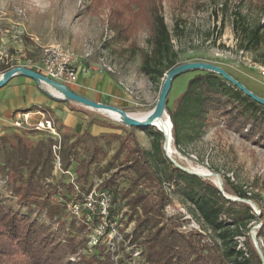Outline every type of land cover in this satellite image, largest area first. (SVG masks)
<instances>
[{
	"label": "rangeland",
	"instance_id": "obj_1",
	"mask_svg": "<svg viewBox=\"0 0 264 264\" xmlns=\"http://www.w3.org/2000/svg\"><path fill=\"white\" fill-rule=\"evenodd\" d=\"M126 1L128 0H0V68L7 66V69L0 70V78L14 67L27 65L37 68L46 57L55 52H70L74 57V66L80 71L78 78L86 74L89 80L97 79L99 84L94 88L111 100L109 104L129 113H138L154 108L170 69L182 63L205 61L225 68L249 89L264 97V64L259 60L263 49L257 52L240 50L236 45L233 29V19L239 11L244 17L242 22L257 24L263 18L264 0H159L171 33L174 48L172 58L176 64L167 69L168 61H165V72L158 82L151 81L140 69L142 58L137 48L151 50L148 42L150 29L141 18L135 16L134 10H128L124 6ZM114 9L123 10L125 19L133 22L132 28L127 32V39L120 38L110 22ZM199 72L200 70H191L173 80L167 98V114L174 109L177 99L186 91L190 79ZM26 83L32 84L39 91H50L45 84L44 86L25 75L13 77L5 86ZM92 84L93 82L91 86H94ZM72 85L74 84L69 87L73 88ZM64 101L74 108L71 110L91 117L86 122V130L90 131L89 127L93 123H88L93 120L104 123L103 126L109 125L112 135L99 136L100 139L96 141L83 137V141L75 149L77 153L70 158L68 169H64L61 162V145L57 148L53 145L49 161L42 169L39 168V174L29 182L30 172L26 168H21V172L16 170L19 162L17 135L21 137L23 146H29L41 139L47 140L50 134L45 130L18 128L7 123L2 125L0 135L6 134V139H0V201L49 224L62 238L75 235L76 239L87 241V248L74 254L73 260H77L81 254L101 253L110 256L115 263L123 260L124 264H145L141 253L143 249L138 246L137 241H132V237L126 236L127 233H132L136 222L129 219L132 211L124 201L118 199L117 205H114L115 217L110 218L105 234L97 247L93 248L92 226L103 220L99 214V204L96 201V208L92 210L84 204V199L80 200L81 212L76 215L71 211L73 202L64 204L61 198L65 195L67 198L77 197L83 183L82 179H78L82 169L88 172L87 179L92 184V190H103V181L116 171H121V167L132 158V150L137 145H142L151 151L149 161L158 171L165 190L171 197V202L166 207L167 214L178 217L184 231L208 233L212 239L219 240L214 230L198 214L192 212L193 204L184 201L179 191L184 187L185 181L177 177L175 181L167 182L168 162L152 146V127L127 126L99 110L75 101ZM45 112L48 118L55 119L56 125L53 124L58 137L61 138L62 131H67L74 137L80 135L73 127L63 124L55 112ZM187 133L188 136L179 146H176L175 139L172 138L174 151L169 152V156L163 142V150L168 159L191 171H210L224 185L227 182L233 184L239 189L247 190L257 199L259 204L245 199L252 202L246 201L257 214L256 219L248 222L247 228L252 240V233L256 234L264 257V236L257 237L259 231L264 233V145L241 135L215 115L206 122H188ZM94 149H97V155L94 154ZM5 151L10 152L9 158ZM49 169L51 173L45 176ZM43 172L45 175L41 176ZM121 172L123 176L119 178L118 185L125 189L129 186L133 173L131 170ZM203 178L217 184L211 176ZM29 187L35 188L38 193L22 198V193ZM50 192L52 195L48 197ZM111 193L114 195V190ZM228 195L240 198L234 193ZM44 199L58 207L56 210L60 213L51 218L47 208L37 204ZM26 203L31 206L27 207ZM87 215L91 216V220L86 224L81 219L85 217L87 220ZM112 243L115 246H111Z\"/></svg>",
	"mask_w": 264,
	"mask_h": 264
},
{
	"label": "trees",
	"instance_id": "obj_2",
	"mask_svg": "<svg viewBox=\"0 0 264 264\" xmlns=\"http://www.w3.org/2000/svg\"><path fill=\"white\" fill-rule=\"evenodd\" d=\"M124 6L128 10H134L135 16L141 18L150 29L148 42L151 50L137 48L142 58L140 69L151 81L158 82L165 72L163 63L168 61L167 69L176 64L172 58L174 48L162 5L159 0H128ZM243 18L239 11L233 19L236 45L244 51L257 52L263 49L259 60L264 64V13L263 18L254 25L242 22ZM110 22L120 38H128L127 32L132 28L133 22L131 19H125L123 10L114 9ZM6 67L0 70L7 69ZM68 106L71 108L69 104ZM47 110L54 112L52 109ZM169 115L173 123L172 134L176 146L188 136V122H206L214 115L221 117L230 128L241 135L264 145V104L214 71L201 69L191 78L186 91L177 99L174 109L169 110ZM48 119L56 125L55 119L52 117ZM91 123L104 125L93 120L88 124ZM151 127L154 129L152 146L159 156L168 162L167 182L171 183L177 177L185 181L184 187L179 191L184 201L193 204L192 212L198 214L200 219L214 230L219 240L212 239L208 233L186 232L182 229L183 224L178 217L167 214L166 207L170 204L171 197L166 192L158 171L149 161L151 151L137 145L132 150V158L121 167V171L131 170L133 173L129 186L125 189L119 187L118 180L123 174L116 171L103 181L102 188L109 192L114 190V205H117L120 199L131 209L129 219L135 220L136 225L132 233H127L126 236L132 237V241H137L138 246L143 249L141 253L145 259L144 263L264 264V258L248 233V222L257 218L250 204L227 198L212 181L173 164L163 150L164 134L158 128ZM60 134V141L50 135L47 140L41 139L35 145L29 146H23L21 137L17 135L19 162L16 170L21 172V168H26L30 172L29 182L39 174V168L42 169L49 161L53 145L60 143L61 162L63 168L68 169L70 158L77 153L75 149L83 141V137L94 141L100 139L88 130L77 137L67 131ZM5 135H0V139H6ZM111 135L105 133L100 136ZM5 152L9 158L10 152ZM94 152L97 155V149H94ZM47 172L46 175L43 172L41 176L49 175L50 169ZM87 174V170L84 169L79 172L78 179L83 180L81 189L75 199L67 198L66 195L61 197L64 204L68 201L79 202L92 190ZM224 188L227 194L234 193L241 199H251L259 204L247 190L239 189L228 182ZM54 189L57 190L56 186ZM37 193L35 188L29 187L22 193V198ZM51 195L50 192L47 196ZM37 204L46 207L51 218L54 214L60 213L56 210L58 207L45 199ZM114 205L109 218L115 217ZM26 206L30 207L31 204L26 203ZM262 236L264 233L259 231L257 237ZM95 247L97 245L93 248ZM84 248H87V241L78 240L75 235L62 238L49 224L0 201V264H124L123 260L115 263L110 256L101 253L81 254L77 260H73L72 256Z\"/></svg>",
	"mask_w": 264,
	"mask_h": 264
},
{
	"label": "water",
	"instance_id": "obj_3",
	"mask_svg": "<svg viewBox=\"0 0 264 264\" xmlns=\"http://www.w3.org/2000/svg\"><path fill=\"white\" fill-rule=\"evenodd\" d=\"M201 69L214 71V72L222 75L225 79L234 83L238 88H240L246 94H248L249 96H251L255 100L259 101L260 103L264 104V97L258 95L257 93H255L254 91L249 89L245 84H243L241 81L236 79L233 75H231L225 68H223L219 65H216L214 63L205 62V61H195V62L182 63V64H179V65L173 67L172 69H170L168 71V73L166 74V78L163 82L158 101L145 120H141V119L133 116L131 113L127 112L126 110H124L121 107L90 99V98L86 97L85 95L76 92L71 87H69L67 84L62 83L60 81H57V80H55V79H53L47 75H44L43 73H40L37 70L30 68L28 66H17V67H14L12 69H9L5 73H3V75L0 78V88L3 87L10 79H12L13 77H15L17 75H25V76L31 77L32 79H34L35 81H37L39 83H41L42 80H44L51 87L56 89V91H58L59 95H61V96L55 95L52 92L48 91L49 95H51L57 99L75 101L77 103H81V104H83L87 107L93 108L95 110L107 109V110H112V111L118 112V113L123 115L125 122H126L125 125H127V126H135V127H141V128H148V127L153 126V127L158 128L164 134L165 150H166L167 155L169 156L168 145L170 142L171 133L173 132L172 131L173 123L171 121V117L168 114V117H169V120L171 123V125L169 126V131H167V127L165 125L163 127H157V125L155 124V120L158 117L162 116L164 113L165 114L167 113V98H168L169 92L172 88L173 80L178 75H180L182 73H185V72H188L191 70H201ZM176 166H178V167H180V168H182V169H184L190 173L198 174L199 176H202V177L208 176V175H205L204 173L191 171V170L184 168L183 166H181L177 163H176ZM216 186H218V188L224 193V195L227 198H230L233 200L248 201L249 203H252L249 200L240 199V198L236 199V198H233L230 195L226 194V191L224 188V183L222 180H220V183L216 184ZM252 234H253L254 245L257 248L260 255L262 256V258H264L263 253L258 246L256 234L255 233H252Z\"/></svg>",
	"mask_w": 264,
	"mask_h": 264
},
{
	"label": "crops",
	"instance_id": "obj_4",
	"mask_svg": "<svg viewBox=\"0 0 264 264\" xmlns=\"http://www.w3.org/2000/svg\"><path fill=\"white\" fill-rule=\"evenodd\" d=\"M91 82H93L92 85L94 86H91ZM97 84H99L97 79L89 80L88 75L82 74L78 78L77 82L72 85L74 86V89H72L90 99L108 104L111 103V100L103 97V94H100L94 88ZM0 90V134L3 129L2 125H5L6 123L12 125L10 119L13 116L27 111H31L32 122L34 123L40 119V115L38 114L39 112L46 113L45 110L52 109L56 116L61 119L65 125H69L71 128L73 127L77 134H82L86 130V122L91 118L83 112L71 110L64 100H60L55 97V99H52L49 93L39 91L32 84L26 83L25 85H17L13 87L4 85L0 88ZM89 129L95 136L112 132L110 127L103 126L98 123H93ZM35 137H38V135Z\"/></svg>",
	"mask_w": 264,
	"mask_h": 264
},
{
	"label": "built area",
	"instance_id": "obj_5",
	"mask_svg": "<svg viewBox=\"0 0 264 264\" xmlns=\"http://www.w3.org/2000/svg\"><path fill=\"white\" fill-rule=\"evenodd\" d=\"M74 57L70 52H55L54 54L46 57L41 65L37 66V68H33L44 75H47L57 81L67 84L68 86L71 84H75L78 80L79 70L74 66ZM27 66V65H25ZM40 119L32 122V113L31 111L20 113L16 116H13L10 121L11 124L18 128H29V129H39L47 131L53 138L58 139L60 137L56 127L53 122L48 119L46 113L39 112ZM60 147V143L55 145V148ZM60 164V157H58ZM77 188H79L77 186ZM95 193V195H94ZM99 204V214L102 221L94 224L93 233H92V243L94 246L99 243L101 237L105 234V230L110 225V210L113 207V195L108 190L96 191V189L91 190L84 197V204L88 206V208L95 210V202ZM71 211L74 214H80L81 212V204L80 202L72 201ZM93 215V214H92ZM91 216L87 215V220L83 217L81 220L85 221L87 224ZM111 246H115L114 243ZM113 249V247L111 248Z\"/></svg>",
	"mask_w": 264,
	"mask_h": 264
},
{
	"label": "bare ground",
	"instance_id": "obj_6",
	"mask_svg": "<svg viewBox=\"0 0 264 264\" xmlns=\"http://www.w3.org/2000/svg\"><path fill=\"white\" fill-rule=\"evenodd\" d=\"M43 85L45 84L47 86V88L50 90V92L54 93L55 95H59L58 91H56V89H54L53 87H51L46 81L42 80L41 82ZM44 85V86H45ZM61 96V95H59ZM99 111H101L102 113L106 114L108 117L112 118L115 121H118L122 124H126L125 119L123 117L122 114L112 111V110H107V109H97ZM152 110H149L147 112H138V113H131L133 116L141 119V120H145L148 115L150 114ZM155 124L157 125V127H163L164 125L167 127V131H169V126L171 125L168 114L164 113L162 116L158 117L155 120ZM172 138H173V134L171 133V138H170V142L168 145V151L169 152H173V146H172ZM200 173H204L205 175L211 176L214 180H216L217 184L220 183V179H217V176L213 175V173H211L210 171H206V170H200Z\"/></svg>",
	"mask_w": 264,
	"mask_h": 264
}]
</instances>
